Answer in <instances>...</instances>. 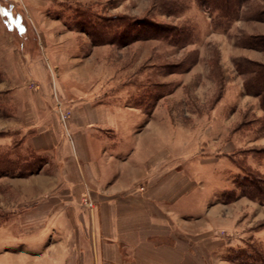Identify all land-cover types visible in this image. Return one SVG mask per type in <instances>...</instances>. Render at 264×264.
<instances>
[{
	"label": "crops",
	"instance_id": "crops-1",
	"mask_svg": "<svg viewBox=\"0 0 264 264\" xmlns=\"http://www.w3.org/2000/svg\"><path fill=\"white\" fill-rule=\"evenodd\" d=\"M13 43L0 27V151L16 167L0 176V264H234L219 232L239 198L223 199L230 185L212 191L231 184L214 151L247 149L239 134L250 129L222 146L219 111L174 126L126 103L124 87L93 88L79 67L55 78L63 58L43 44L35 58ZM36 158V171L17 169Z\"/></svg>",
	"mask_w": 264,
	"mask_h": 264
},
{
	"label": "rangeland",
	"instance_id": "rangeland-1",
	"mask_svg": "<svg viewBox=\"0 0 264 264\" xmlns=\"http://www.w3.org/2000/svg\"><path fill=\"white\" fill-rule=\"evenodd\" d=\"M33 3L44 6H33L30 0H0V27L31 57L40 56L43 45L51 59L52 51L60 53L63 61L53 71L55 78L69 81V74L79 67V78L92 79L93 88L105 82L111 91L125 88L126 103L146 113L155 108L167 113L174 126L196 129L219 111L222 146L232 139L230 131L236 126L250 129L239 134L240 148L247 149L214 151L228 157L221 180L225 175L231 184H216L212 191L221 193L222 186L230 185L222 192L223 199L239 198L235 218L229 225L223 223L226 227L219 232L221 243L230 244L223 257L235 258L234 264H242L241 259L264 264V201L250 199L241 186L257 181L264 200V114L259 98L247 94L245 76L237 67L240 57L264 62L263 51L242 46L244 35H264V16H256L264 13V0L245 2L229 24L197 0ZM2 158L8 160V151H0V162ZM4 184L0 210L8 191ZM3 220L0 213V224Z\"/></svg>",
	"mask_w": 264,
	"mask_h": 264
},
{
	"label": "trees",
	"instance_id": "trees-1",
	"mask_svg": "<svg viewBox=\"0 0 264 264\" xmlns=\"http://www.w3.org/2000/svg\"><path fill=\"white\" fill-rule=\"evenodd\" d=\"M250 0H197V2L205 9L211 12H217V18L219 21H226L228 24L237 19L239 16V11L242 5ZM256 16H260L263 19V11L257 12ZM261 19V18H260ZM242 46L250 49L263 51L264 52V35H244L242 37ZM238 71L241 75L245 76L244 88L248 95L259 98L260 105L264 111V64L261 62L253 61L247 58L240 57L238 60ZM39 159L36 158L34 162L28 163L26 166L18 167L17 169L28 172H33L38 169ZM8 160L2 158L0 162V176L8 174ZM246 184H241L243 187L245 195L252 200L261 199L260 195H263V187L257 183V181H247ZM262 183H264L262 181ZM264 226V223H261ZM234 263L236 259H227ZM242 264H247V261L241 259Z\"/></svg>",
	"mask_w": 264,
	"mask_h": 264
},
{
	"label": "built area",
	"instance_id": "built-area-1",
	"mask_svg": "<svg viewBox=\"0 0 264 264\" xmlns=\"http://www.w3.org/2000/svg\"><path fill=\"white\" fill-rule=\"evenodd\" d=\"M61 117H62L63 120H66L68 116L66 115V113H64V114L62 113Z\"/></svg>",
	"mask_w": 264,
	"mask_h": 264
},
{
	"label": "snow or ice",
	"instance_id": "snow-or-ice-1",
	"mask_svg": "<svg viewBox=\"0 0 264 264\" xmlns=\"http://www.w3.org/2000/svg\"><path fill=\"white\" fill-rule=\"evenodd\" d=\"M3 10H0V12H2Z\"/></svg>",
	"mask_w": 264,
	"mask_h": 264
}]
</instances>
